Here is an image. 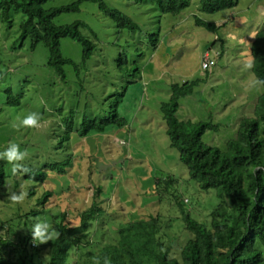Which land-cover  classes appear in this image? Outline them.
<instances>
[{"label": "rangeland", "instance_id": "374dc122", "mask_svg": "<svg viewBox=\"0 0 264 264\" xmlns=\"http://www.w3.org/2000/svg\"><path fill=\"white\" fill-rule=\"evenodd\" d=\"M78 1L53 0L44 9ZM224 1L236 6L206 12L202 0H189V7L179 15H164L156 6L130 0L85 1L80 11L54 19L57 26L84 23L82 36L95 44L91 60L83 62L79 43L61 41L63 56L73 61L64 67L65 80L48 66L49 50L42 43L32 50L29 39H20L24 15L14 14L5 22L0 13V151L10 142L19 144L28 152L23 163L30 169L13 176L7 163L6 184L0 187L1 256L19 261L16 245L19 238L30 234L34 218L46 219L58 231L62 224L75 228L81 214L97 201L105 215L91 223L90 236L80 249L70 250L68 264L82 262L83 254L116 243L122 225L151 217L160 218L159 237L171 249V257L180 258L191 234L174 197L183 201L192 218L206 224L221 200L216 190L203 191L190 178L179 152L170 145L162 104L169 101L173 85L198 82L193 94L180 100L177 116L182 121L218 125L217 132L205 133L203 142L224 149L235 138L240 121L253 117L264 92L262 85L252 86L257 78L244 68L245 61L252 59L253 33L264 28V0L209 3ZM100 2L132 19L138 28H119L100 9ZM198 20L215 24L217 29L210 31L198 25ZM155 34H159V44L154 49L151 39ZM120 55L126 70L117 66ZM206 55L214 62L209 71L202 69ZM131 68H138L140 74L127 76ZM114 109L127 120L125 128L84 138L77 134L84 117L102 119ZM30 111L48 121L44 128L13 127ZM69 120L75 131L63 143ZM64 161L72 164L66 175L50 169ZM40 173L48 176L44 183L34 177ZM19 191L27 192L22 204L7 200L10 192ZM46 192L52 196L43 208L39 201ZM34 211L43 212L33 216ZM228 211L234 214L231 208ZM86 242L92 244L86 246ZM48 244L36 245L34 263L49 262Z\"/></svg>", "mask_w": 264, "mask_h": 264}, {"label": "trees", "instance_id": "16d2710c", "mask_svg": "<svg viewBox=\"0 0 264 264\" xmlns=\"http://www.w3.org/2000/svg\"><path fill=\"white\" fill-rule=\"evenodd\" d=\"M49 1L53 0H0V13L5 22H10L14 14L24 15L26 20L20 26V39L22 41L29 39L32 50L42 43L49 50L48 66L65 80L64 67L73 65V61L63 56L61 41L71 39L79 43L83 48V62L91 60L95 44L82 36L80 29L85 28L84 23L75 22L57 26L54 19L63 13L80 11L85 1L97 2V0H80L72 5L47 11L44 6ZM130 1L156 6L164 15H179L190 4L189 0ZM210 1L213 0H202L203 11L216 12L236 6L233 1L213 5H210ZM99 5L107 16L117 22L119 28H128L132 31L138 28L132 19L121 12L109 9L104 2H100ZM197 24L213 32L217 29L215 24L200 20ZM151 43L154 49L158 46L159 34L153 35ZM251 56L252 73L257 79L264 80V28L255 35L251 45ZM115 61L122 70L125 65L124 57L120 55ZM1 62L0 58V64ZM139 74L138 68H131L127 76L135 77ZM196 85L198 82L173 85L171 97L168 102L162 104L161 113L166 123L170 145L179 152V159L188 169L190 178L196 180L203 191L212 189L217 191L221 204L211 213L210 222L206 224L192 218L184 210L183 201L174 197L181 208L186 230L191 234L181 249L179 259L171 257V249L166 247L159 237L160 218L151 217L147 221L122 225L117 230L116 243L103 246L96 253L90 251L87 255L83 254L86 259L77 264H95L96 261L104 264L105 259L111 264H264L262 252L264 247V92L257 100L253 117L242 119L235 138L229 140L224 149H220L203 142L205 133L217 132L218 125L182 121L177 116L180 100L192 95ZM126 126L127 120L121 118L114 109L109 117L102 119L84 117L80 129L76 132L84 138L91 133L100 135L112 128L123 129ZM74 131L73 121L69 120L63 143L70 141L71 133ZM6 166L7 162L0 160V187L6 184ZM69 168H72L69 161L50 166V169L59 175H66ZM34 177L40 183H44L48 176L46 173H40ZM165 183L172 185L170 180ZM100 191L99 188L98 192ZM29 196H32V192ZM51 196L49 192L44 193L39 201L43 208L46 207ZM100 204L95 201L88 211L81 214L78 227L70 228L66 224L60 226V238L48 244L51 255L47 264H68L70 250L80 249L83 240L90 236L91 223L105 215ZM229 208L234 214H230ZM42 212L34 211L32 215L38 216ZM29 235L19 238L16 245L20 253L19 261L14 263L0 255V264H36L33 259L34 251H38L39 248L34 249L36 245L33 246L32 237ZM0 242L4 245L1 239ZM91 244L86 242V246ZM2 251L0 249V254Z\"/></svg>", "mask_w": 264, "mask_h": 264}, {"label": "clouds", "instance_id": "9594fccd", "mask_svg": "<svg viewBox=\"0 0 264 264\" xmlns=\"http://www.w3.org/2000/svg\"><path fill=\"white\" fill-rule=\"evenodd\" d=\"M255 34L253 33V38ZM207 65H205L206 67ZM253 67L252 59L249 58L244 63V68L251 70ZM264 85V80L256 79L253 82V87ZM48 123L47 120L43 117V115L36 111H30L27 115L20 120L19 124H13V127L19 129L20 127L36 129L40 130L46 126ZM28 156L27 150H21L19 144L15 142H10L7 148L3 151H0V160L6 161L10 164L11 173L13 176L18 174H27L30 172V169L24 165V161ZM27 197V192L19 191V192H10L7 195V200L12 204H22ZM188 201L186 200V203ZM30 234L32 237L33 246L48 244L49 242H53L60 238L61 233L54 229L52 225L41 217L34 218V223L30 227ZM46 258V257H45ZM95 264H99V261H96ZM104 264H111V262L105 259Z\"/></svg>", "mask_w": 264, "mask_h": 264}, {"label": "built area", "instance_id": "2783aa9c", "mask_svg": "<svg viewBox=\"0 0 264 264\" xmlns=\"http://www.w3.org/2000/svg\"><path fill=\"white\" fill-rule=\"evenodd\" d=\"M205 65H207V66L205 67ZM213 66H214V62L211 61V59L209 58L208 55H206L205 58L203 59V62H202V69L204 71H209L212 69Z\"/></svg>", "mask_w": 264, "mask_h": 264}]
</instances>
